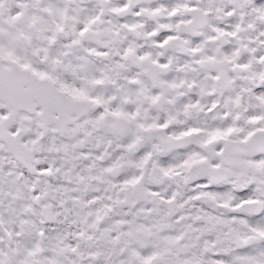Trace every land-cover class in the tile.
<instances>
[{
	"label": "snow or ice",
	"instance_id": "obj_1",
	"mask_svg": "<svg viewBox=\"0 0 264 264\" xmlns=\"http://www.w3.org/2000/svg\"><path fill=\"white\" fill-rule=\"evenodd\" d=\"M0 264H264V0H0Z\"/></svg>",
	"mask_w": 264,
	"mask_h": 264
}]
</instances>
